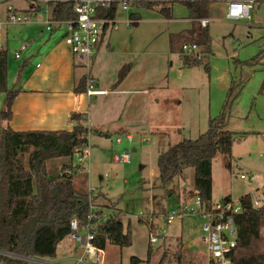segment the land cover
<instances>
[{
  "label": "rangeland",
  "instance_id": "1",
  "mask_svg": "<svg viewBox=\"0 0 264 264\" xmlns=\"http://www.w3.org/2000/svg\"><path fill=\"white\" fill-rule=\"evenodd\" d=\"M30 3L39 5L38 16L48 15L43 1L0 0V23H6L11 13L9 7L12 13L21 14ZM45 18L46 23L48 19ZM115 22L117 29L107 32L105 43L95 59H91L90 72L109 90L120 84L122 69L130 74L132 83L140 85L142 78L143 87L150 84L153 89L147 97L140 94L132 98H128L132 95L106 98L104 107L111 106V111L96 113L104 125L93 126L90 131V157L74 176L73 185L81 192H93L94 208H117L128 213L116 211L115 215L123 214L125 228L130 224L132 245L121 249L107 244L105 264H131L132 258H139L142 261L139 264H148L150 251V264H160L163 251L168 256L162 264H205L201 220L186 217L181 227V221L168 225L163 219V215L173 212L184 201L185 186L187 193L193 190L194 170L186 169L183 177H177L164 189L159 184L157 158L169 146L205 133L209 119L220 116L225 110L232 87L226 125V130L234 133L232 153L227 159L218 154L213 160L212 200L218 202L230 197L239 201L251 195L264 206V0L257 3L251 21L229 20L226 10L222 13L216 9L209 22V53L200 54V61L205 57L208 60L209 71L204 69V64L186 67L181 58L180 42L174 44L175 52L170 49L173 35L192 28L188 10L182 4H174L171 20L156 11L131 5L124 9L118 4ZM37 25L34 21L32 24L8 23L0 30V47L7 51L9 64L13 61L18 64L25 58V54L19 52L28 38L41 33L40 30L48 35L44 23L39 24L43 29L35 28ZM62 33H66L64 27L58 31L59 35ZM15 54L23 57L17 61ZM254 58H257L256 63ZM79 72L87 75L84 68ZM9 74L13 78L12 71ZM2 97L5 95L0 94V99ZM101 99L103 97H96L93 102ZM127 99L131 101H127L126 106L134 102L137 106H133V110L141 111L137 118L140 123L130 129L134 137L131 144L128 140L117 144V138L125 135L114 125V118ZM115 152H129L130 163L114 162ZM64 161L66 159L49 162L50 174L65 173L62 171ZM72 163L69 171L79 166L76 154ZM185 204L191 205V201L187 199ZM110 215L108 210H103L101 221H106ZM149 219L163 234L157 243L150 242L154 231L149 227ZM163 236H167L166 241ZM171 237H178V240ZM182 239L191 250L183 248ZM65 242L80 246L78 240L70 236ZM194 256L197 257L192 258ZM87 260L94 262L90 258Z\"/></svg>",
  "mask_w": 264,
  "mask_h": 264
},
{
  "label": "trees",
  "instance_id": "2",
  "mask_svg": "<svg viewBox=\"0 0 264 264\" xmlns=\"http://www.w3.org/2000/svg\"><path fill=\"white\" fill-rule=\"evenodd\" d=\"M132 8L158 12L167 20L173 19V6L182 4L192 21L191 30L173 35L170 49L180 42L181 58L186 67L204 64L209 71L206 57L200 61L183 51L184 45H195L200 54L209 53L211 37L208 26L201 27L200 21L209 19L215 12L214 0H126ZM257 1V0H256ZM261 1V0H259ZM119 2L99 15L115 19ZM51 21L70 20L74 17L70 2H51L48 5ZM256 63L257 58H254ZM122 69L120 83L128 72ZM8 53L0 49V94L5 95L0 118L7 121L12 101L18 91L9 88ZM87 76L83 77L76 93H86ZM232 87L229 90L225 110L220 116L210 118L208 130L196 139H186L169 146L157 158L160 187L166 189L177 177H183L188 168L194 170L193 190L189 198L200 197L205 209L213 204L212 164L218 154L227 159L232 153L233 132L226 130ZM71 131H26L17 132L9 126L0 130V251L39 260H52L57 255L59 244L71 235V221L77 220L82 228L89 223L91 207L95 197L84 193L73 185L76 169L53 176L47 164L58 159L72 164L77 149L88 144L89 129L87 115L72 113L69 117ZM64 165L62 171L73 165ZM229 166V164H227ZM58 188L59 194H55ZM223 200H230L226 197ZM243 212L236 217L238 226L237 247L233 251L234 264H264V206L255 208L253 198H240ZM100 214L92 222L94 244L105 250L110 244L119 248L132 245L130 227L124 228L121 216H113L100 223ZM99 222V223H98ZM150 260V252L148 262ZM2 264H32L20 258L1 255ZM132 258L131 264H139Z\"/></svg>",
  "mask_w": 264,
  "mask_h": 264
},
{
  "label": "crops",
  "instance_id": "3",
  "mask_svg": "<svg viewBox=\"0 0 264 264\" xmlns=\"http://www.w3.org/2000/svg\"><path fill=\"white\" fill-rule=\"evenodd\" d=\"M36 3L38 1H43L46 4V10L48 15L38 16L37 13L41 10L39 5H34L30 3V6L25 12L19 13L17 15H28L31 17L30 21L27 23L20 24H32L33 21L35 24H38L37 29H43L39 26V24L45 23V17L50 20V10L49 3L52 0L46 2L45 0H32ZM229 0H214L213 7L216 12L227 10V2ZM54 2V1H53ZM259 0L255 2L254 10ZM9 9V8H8ZM253 10V11H254ZM9 18V15H8ZM8 18L6 23H0L1 29L8 24ZM212 18V16H211ZM209 18V22L210 19ZM37 20V21H35ZM17 24V23H12ZM36 26V25H34ZM64 27L63 25L54 26L52 31H49L48 35H43V30H40L41 33H38L36 36L32 38H28L26 40L25 50H20L19 53L25 54V58L18 64L13 61L12 64H9L8 71V84L9 88L18 91L17 95L12 101V105L9 110V118L7 121L2 120L0 118V130L6 126H9L11 129L17 132H26V131H51V132H60V131H71L73 126L69 121V117L72 113H82L86 114L88 121L87 126L89 129V137L90 131H92L93 126L102 127L104 125L103 119L100 120L97 118V112L106 113L110 110V107L105 108V101L108 99H112L114 95H132L131 97H136L137 95H151V89H153L150 84L142 85V78H140V85L134 84L131 82L130 74L127 75L124 80L115 88L109 90L106 87H102V84L99 83V79L95 77L94 74L90 72V78L94 81L96 89L100 91H104L103 95H98L94 97H88L86 93H76L75 88L79 84L80 80L87 76L85 73L79 72L80 68L85 69L84 63L85 60H81L72 55L69 47L64 42V33L62 35L58 34V31ZM65 28V27H64ZM209 28V24H208ZM66 29V28H65ZM114 30H111V32ZM108 32V31H107ZM107 32L104 34L102 38V42L100 43L99 50L100 51L102 45L105 43L104 39L106 38ZM23 37H21L22 39ZM0 49L4 50L2 47ZM6 51V50H5ZM20 54L19 58H16V54L14 55L15 59L21 60L23 55ZM95 59V57L93 58ZM16 61V60H15ZM86 70V69H85ZM10 71L13 73V78H10ZM96 97H103L101 100H96L93 102V99ZM5 97L0 99V112L4 105ZM127 101H131V99H127L125 106L121 107L119 111L116 113L114 118V125L118 126V129L122 134L132 137L133 142V134L130 131L131 127L135 129V127L139 126L140 120H138L140 110H133V106L136 107L137 104L134 102H130V106L127 105ZM111 111V110H110ZM133 111L135 113H133ZM105 120V119H104ZM88 137V145L90 144ZM106 138H109L107 136ZM126 140V139H124ZM123 140V141H124ZM122 141V143H123ZM128 142V141H127ZM132 142H129L130 144ZM121 143V144H122ZM160 155V154H159ZM90 157V155H89ZM65 163H62V167L64 165H70V161L66 160ZM69 163V164H67ZM73 165V163L71 164ZM76 170L78 171L81 166H76ZM63 169V168H62ZM70 168L65 169V172H69ZM50 172V171H49ZM72 172V171H71ZM78 171L74 176L76 177L79 174ZM73 178V181L75 179ZM74 184V183H73ZM77 189V188H76ZM93 193V192H91ZM192 194L191 192L187 193V187L184 188V201L186 202L189 199V196ZM178 206L185 204V202ZM94 212L100 214V219L102 218V211L108 210L110 212V217L115 216L116 211L123 212L128 214L127 212L119 209L112 210V208H98L93 206ZM114 212V213H113ZM168 214V213H167ZM166 214V215H167ZM166 215H163V219L165 220ZM126 216V215H125ZM108 218V219H109ZM122 221L124 219L123 214L121 216ZM107 219V220H108ZM187 219H196L193 217H187ZM143 221V219H140ZM145 220V219H144ZM184 219L180 222L182 227ZM104 222L100 220V223ZM99 223V222H98ZM124 225V223H123ZM130 227V224H128ZM127 226V227H128ZM126 227V228H127ZM125 228V226H124ZM159 229V228H158ZM81 236L86 234V231L81 229L79 231ZM163 235V234H162ZM162 235L158 236V239L162 237ZM71 237V236H70ZM72 238V237H71ZM165 238V239H164ZM174 240H178V237H171ZM164 241L167 240V236H163ZM170 239V238H169ZM67 238H65L58 246L57 255L52 260H42L44 263L37 262L35 264H77V259L82 256L83 248L80 243V246L77 247L74 244H70L69 242H65ZM203 243V237L201 239ZM182 241L183 248L186 250H191L188 245H186ZM158 242V241H157ZM156 242V243H157ZM61 247L60 251L59 248ZM80 248V249H79ZM103 253L105 250H102ZM160 264L166 259L168 256L166 251H163ZM152 252L150 251V256ZM194 256L192 258H196ZM189 258H191V253ZM85 258L84 264H97L95 262H90ZM139 259V258H138ZM176 259H180L179 256H176ZM141 261V260H140ZM167 261V259H166ZM32 263V262H31ZM150 264V261L149 263Z\"/></svg>",
  "mask_w": 264,
  "mask_h": 264
},
{
  "label": "built area",
  "instance_id": "4",
  "mask_svg": "<svg viewBox=\"0 0 264 264\" xmlns=\"http://www.w3.org/2000/svg\"><path fill=\"white\" fill-rule=\"evenodd\" d=\"M48 2L49 0H45ZM73 4L74 17L70 20L64 21H46L47 31H52L54 26L63 25L66 28L64 35V42L69 47L73 56L78 59L85 60L84 67L87 70V91L88 97L103 95L105 92L96 89L94 81L90 78V63L91 59L96 56L99 50L100 43L104 34L109 30H116L117 27L115 19L101 17L99 14L112 7L118 1L119 4L128 9L129 5L126 0H52V2ZM256 0H229L227 2L226 17L229 20L251 21L252 12L254 10ZM8 23H27L31 17L28 15H17L13 9L9 7ZM201 27L205 28L209 24L208 19L200 21ZM0 24V29H1ZM26 46H22L21 50H25ZM183 51L198 60L202 59L199 49L195 45H184ZM19 58V54L15 55ZM89 137V134H88ZM126 139L132 142V137L127 135L124 138H117V144H121ZM75 154L78 157L79 166H83L84 161L89 159V146L79 150ZM113 161L123 164H128L131 161V155L126 153H114ZM244 178V176H241ZM191 205L183 204L177 207L173 212H170L165 217V222L172 225L176 221H182L186 217L198 218L201 220V230L203 232V243L206 246L205 264H234L232 261V254L237 247L238 241V226L236 224V217L243 212L240 201L221 200L213 202L210 209H205L200 197L193 196L189 198ZM255 208L262 207L258 201L253 200ZM96 219V213L93 206L91 207V214L89 216V223L80 227L77 220L71 221V237L78 240L83 248V254L77 259V264H84L85 258L93 259L97 264H105L104 253L94 244L95 235L93 232L92 222ZM149 227L154 231L150 235V242L156 243L161 231L155 228L153 220L149 219ZM83 229L86 231L84 236L79 234Z\"/></svg>",
  "mask_w": 264,
  "mask_h": 264
},
{
  "label": "water",
  "instance_id": "5",
  "mask_svg": "<svg viewBox=\"0 0 264 264\" xmlns=\"http://www.w3.org/2000/svg\"><path fill=\"white\" fill-rule=\"evenodd\" d=\"M57 192H58V188L55 189V193H57ZM0 254L15 257V258H20V259H23L25 261L32 262V263H34V262L35 263H37V262L44 263L42 260H39V259L29 258V257H25V256H19V255H15V254L4 252V251H0Z\"/></svg>",
  "mask_w": 264,
  "mask_h": 264
}]
</instances>
